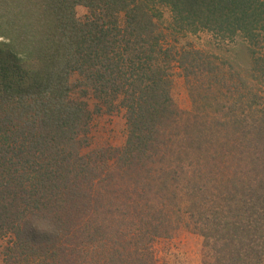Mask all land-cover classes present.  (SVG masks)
I'll use <instances>...</instances> for the list:
<instances>
[{"label": "trees", "instance_id": "trees-1", "mask_svg": "<svg viewBox=\"0 0 264 264\" xmlns=\"http://www.w3.org/2000/svg\"><path fill=\"white\" fill-rule=\"evenodd\" d=\"M159 5L170 8L176 31L243 36L254 74L264 75V0H0V237L11 238L8 261L17 251L28 264H155L153 241L187 227L203 240V264H264V97L241 73L246 96H236L212 55L166 47ZM78 6L88 9L84 19ZM173 63L190 112L173 98ZM76 80L99 99H122L128 135L113 157L83 150L91 113L73 98ZM201 160L213 186L195 166ZM88 189L96 194L84 204ZM105 207L119 217L100 218ZM73 218L78 229L65 231ZM37 220L56 231H38Z\"/></svg>", "mask_w": 264, "mask_h": 264}, {"label": "rangeland", "instance_id": "rangeland-1", "mask_svg": "<svg viewBox=\"0 0 264 264\" xmlns=\"http://www.w3.org/2000/svg\"><path fill=\"white\" fill-rule=\"evenodd\" d=\"M158 9L161 11L163 16L160 29L165 37L166 47L175 46L177 49H181L182 45L190 44V46L212 55V59L216 65L228 72L226 76V84L231 87L233 93L236 92V89L239 91V94L236 92V96H246V92L240 88L238 82L236 81L237 76L241 73L243 76H248L253 80L255 90L259 91L264 97V75L262 76L261 72L256 73V71L254 74L255 61L248 48L250 43L247 39L243 36L226 38L219 33L210 31H199L197 34L176 31L173 28L172 13L170 8L166 5H159ZM76 14L79 19H84L88 15V9L83 6H78L76 8ZM261 44L262 42H260V45ZM253 49H257V51L262 50V45L261 47L257 46ZM261 63L262 62H260L258 66ZM258 66L256 68H258ZM171 69L174 83L173 98L180 110L190 112L193 110V105L182 70L176 63L172 64ZM220 84H222V82H220ZM74 89L73 98L78 101H84L88 105L91 113L90 127L86 137L83 138L84 152H91L92 155L96 153L95 156L100 154H106V156L109 155L111 157L115 156L116 151L125 146L128 135L126 111L123 106L122 99L118 98L116 100H112V98L107 101L99 99L93 94V90L91 88L84 87L77 82V80L74 82ZM229 98L234 100L236 97L230 93ZM96 151H104L105 153ZM97 164L103 167L105 163L103 161H98ZM231 164L232 161L229 165ZM220 165L222 168H228V164ZM195 166L197 169L202 170L200 173H202L201 176L204 177L203 180L213 186L215 174H208V170H206L208 168L203 164V161L200 162V164L196 161ZM124 169L127 170L125 167ZM118 178L120 179L121 177L118 176ZM122 179L123 184L121 188L124 190L128 189V185L130 182L132 183V181L129 180L127 174L125 179ZM118 181L116 182L118 183ZM160 185L161 184L159 183L158 187ZM131 189L132 188L128 191L126 190L127 196L132 197ZM157 190L158 189H156V191ZM86 194L88 196L85 197L86 202H84V204L90 202V194L93 196L96 192L95 190L92 192V189H88ZM108 209L109 208L107 207L103 208L99 217H110V219L119 217L116 214L117 211L113 215L112 212L109 213ZM113 222L112 224H114ZM126 222L130 223V220L127 219ZM126 222H122L121 224L124 225ZM76 227L78 229L79 226H77L76 221L73 218L70 227H65V231ZM115 228L118 229L117 226ZM119 228L123 229L122 227ZM111 229H113V227H111ZM89 230L90 228L87 229V231ZM127 231H130V227L127 228ZM80 237H82L80 239L81 243L86 242L90 239V233L84 235L80 234ZM73 241L75 242L76 240ZM10 246V237H0V264H28L26 256L18 253L17 251L12 252V254L15 255L14 259L12 258L8 261L6 249ZM152 249L154 251L153 254L155 264H203V240L198 234L194 233L187 227H180L177 229L172 238H156L152 243Z\"/></svg>", "mask_w": 264, "mask_h": 264}, {"label": "clouds", "instance_id": "clouds-1", "mask_svg": "<svg viewBox=\"0 0 264 264\" xmlns=\"http://www.w3.org/2000/svg\"><path fill=\"white\" fill-rule=\"evenodd\" d=\"M32 225L40 232L52 234L56 231L55 224L51 223L50 221L37 220V221H34Z\"/></svg>", "mask_w": 264, "mask_h": 264}]
</instances>
